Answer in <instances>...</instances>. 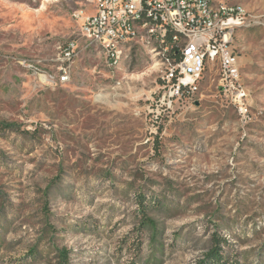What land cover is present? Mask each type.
<instances>
[{"label": "rangeland", "instance_id": "obj_1", "mask_svg": "<svg viewBox=\"0 0 264 264\" xmlns=\"http://www.w3.org/2000/svg\"><path fill=\"white\" fill-rule=\"evenodd\" d=\"M224 1L264 18V0ZM92 2L0 0V120L34 132L0 133V264H197L213 235L238 264H264V20L231 27L252 91L244 117L215 70L195 105L171 108L134 44L109 71L77 16ZM73 40L67 83L45 87L22 64L53 71ZM139 193L157 201L156 229Z\"/></svg>", "mask_w": 264, "mask_h": 264}, {"label": "built area", "instance_id": "obj_2", "mask_svg": "<svg viewBox=\"0 0 264 264\" xmlns=\"http://www.w3.org/2000/svg\"><path fill=\"white\" fill-rule=\"evenodd\" d=\"M147 13L144 23L130 22V15ZM81 31L87 45L102 54L109 71L112 50L121 38H131L134 49L144 52L146 40L163 41L167 51L165 75L160 76L159 101L171 108L184 101L195 105L207 70H215L218 87L238 112L249 115L252 91L237 77L238 56L234 55L231 27L237 22L259 21L241 10L239 3L224 0H94L92 10L83 15ZM169 26L186 27V34H170ZM56 69L42 68L38 62L23 59L22 64L45 87H57L70 81L71 66H63V58L71 64L79 55L76 41L59 45ZM122 52H127L123 50Z\"/></svg>", "mask_w": 264, "mask_h": 264}, {"label": "trees", "instance_id": "obj_3", "mask_svg": "<svg viewBox=\"0 0 264 264\" xmlns=\"http://www.w3.org/2000/svg\"><path fill=\"white\" fill-rule=\"evenodd\" d=\"M8 131H19L24 134H30L28 130H21L17 127V124L14 122L0 120V133H5ZM137 203L139 205L138 214L142 219L143 226L150 228H157V222L153 217L148 215L149 210L157 205V201L153 197H146L144 194H137ZM212 247L211 249L204 254V258L198 261L197 264H238L232 258L226 257L224 254V246L229 244L228 240L220 235H213L212 238ZM61 254H67L66 251L60 252Z\"/></svg>", "mask_w": 264, "mask_h": 264}, {"label": "bare ground", "instance_id": "obj_4", "mask_svg": "<svg viewBox=\"0 0 264 264\" xmlns=\"http://www.w3.org/2000/svg\"><path fill=\"white\" fill-rule=\"evenodd\" d=\"M241 10H244L239 4ZM147 21V13H137L130 15V22L144 23ZM170 34H186V27L181 26H169ZM133 44L131 38H121L117 40V44L112 50V60L109 62V68H118L122 59L124 58L127 50ZM146 50H154V53L147 52L150 58L154 59L159 65L160 76L165 75V69L167 66V51L164 49L163 41L161 40H146ZM63 66H71L70 58H63Z\"/></svg>", "mask_w": 264, "mask_h": 264}, {"label": "crops", "instance_id": "obj_5", "mask_svg": "<svg viewBox=\"0 0 264 264\" xmlns=\"http://www.w3.org/2000/svg\"><path fill=\"white\" fill-rule=\"evenodd\" d=\"M238 30V29H237ZM236 33H237V31H236ZM236 33H234V32H231V36H233V34L236 36ZM234 48H235V52H236V48H237V46H236V43H235V37H234ZM240 61V60H239ZM239 65H240V62H239ZM243 79V78H242ZM244 81V80H243ZM244 84L246 85V87H249L245 82H244Z\"/></svg>", "mask_w": 264, "mask_h": 264}]
</instances>
